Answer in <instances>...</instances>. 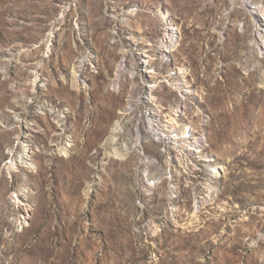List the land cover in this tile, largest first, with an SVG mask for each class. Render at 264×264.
<instances>
[{
    "label": "rangeland",
    "instance_id": "1",
    "mask_svg": "<svg viewBox=\"0 0 264 264\" xmlns=\"http://www.w3.org/2000/svg\"><path fill=\"white\" fill-rule=\"evenodd\" d=\"M259 24L264 0H0V264H264Z\"/></svg>",
    "mask_w": 264,
    "mask_h": 264
},
{
    "label": "bare ground",
    "instance_id": "2",
    "mask_svg": "<svg viewBox=\"0 0 264 264\" xmlns=\"http://www.w3.org/2000/svg\"><path fill=\"white\" fill-rule=\"evenodd\" d=\"M255 10H258V8L257 7H255L254 8ZM259 11V10H258ZM256 13V12H255ZM258 26V29H257V39H258V41L261 43V46L264 44V42H263V36H264V28H262V27H264V25H262V24H259V25H257ZM171 35H172V33L170 32L169 33V39H168V43H175L176 42V40L174 39V37H171ZM168 36V35H167ZM168 38V37H167ZM155 110V109H154ZM160 123V122H159ZM162 125V124H161ZM163 126H165V127H168L167 125H163ZM149 131L151 132V133H155V135L157 136V137H159L160 135H162V133L161 132H159L158 130H154V127L152 126V124H149ZM115 137H114V133H113V137H112V139H111V141H110V143H111V145L112 144H114V142L116 141L115 139H114ZM177 140V139H176ZM193 142H195L194 143V145H192L191 147H190V151H193L194 153H196V154H201V153H203L204 152V149H203V141H200V140H198V139H194L193 140ZM206 162H211V161H209L208 159H206ZM214 172V171H213Z\"/></svg>",
    "mask_w": 264,
    "mask_h": 264
}]
</instances>
